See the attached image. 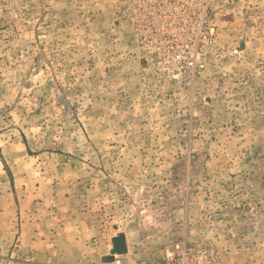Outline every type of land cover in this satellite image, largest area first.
Segmentation results:
<instances>
[{"label": "rangeland", "instance_id": "1", "mask_svg": "<svg viewBox=\"0 0 264 264\" xmlns=\"http://www.w3.org/2000/svg\"><path fill=\"white\" fill-rule=\"evenodd\" d=\"M208 1L194 71L161 0H0V264H264V0Z\"/></svg>", "mask_w": 264, "mask_h": 264}, {"label": "built area", "instance_id": "2", "mask_svg": "<svg viewBox=\"0 0 264 264\" xmlns=\"http://www.w3.org/2000/svg\"><path fill=\"white\" fill-rule=\"evenodd\" d=\"M161 4L159 6L155 4H151L150 7L153 8L155 6V11L151 12L152 16L157 19H161V17H164L166 24L165 26L161 27L162 30L165 33L172 34L173 27H172V19L176 17L177 14L175 12L181 13L180 17L183 19L184 24L191 26H198V29L196 30V36L195 41L189 45H185V48L182 49V55H184V61L186 60V64L189 67H192L193 70H197L200 68H203L205 66L204 60H203V52L199 51V38L201 33L205 34V37H208L207 33L208 30L205 29L206 24V5L209 3L208 0H161ZM148 8V7H147ZM193 12L195 15L198 13V10H201L202 15L198 18V21L189 20L190 15L183 16L187 11ZM177 18V17H176ZM212 42V40H210ZM188 43V39L185 41ZM165 264H210L206 258L199 256L198 253H188L185 252L180 258L177 260L171 258L167 259Z\"/></svg>", "mask_w": 264, "mask_h": 264}, {"label": "water", "instance_id": "3", "mask_svg": "<svg viewBox=\"0 0 264 264\" xmlns=\"http://www.w3.org/2000/svg\"><path fill=\"white\" fill-rule=\"evenodd\" d=\"M128 252L127 237L125 234H120L113 238V248L110 254L105 256L106 261H114L116 254H124Z\"/></svg>", "mask_w": 264, "mask_h": 264}]
</instances>
